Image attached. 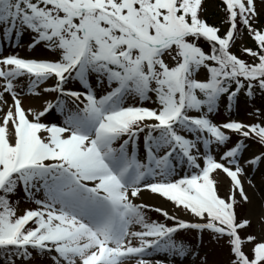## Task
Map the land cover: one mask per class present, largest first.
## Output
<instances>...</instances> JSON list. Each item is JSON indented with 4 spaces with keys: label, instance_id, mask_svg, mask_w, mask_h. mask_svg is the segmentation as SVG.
<instances>
[{
    "label": "snow or ice",
    "instance_id": "obj_1",
    "mask_svg": "<svg viewBox=\"0 0 264 264\" xmlns=\"http://www.w3.org/2000/svg\"><path fill=\"white\" fill-rule=\"evenodd\" d=\"M209 6L0 0V264H264V0Z\"/></svg>",
    "mask_w": 264,
    "mask_h": 264
},
{
    "label": "rangeland",
    "instance_id": "obj_2",
    "mask_svg": "<svg viewBox=\"0 0 264 264\" xmlns=\"http://www.w3.org/2000/svg\"><path fill=\"white\" fill-rule=\"evenodd\" d=\"M206 3H207L208 5H210V6L207 8V15H208V18H210V17H215V16L217 17V16H218L217 9H216L215 6H212V5L215 4V2L212 1V0H206ZM21 54L23 55L24 53L22 52ZM49 83H50V82H49ZM23 103H24L25 107H35V106H36V104H35V103H32V102L30 101V99L27 98V97L24 99ZM242 116H243V114H242ZM221 194L223 195V188H221ZM214 259H216L217 261H219L220 264H223V261L226 259V257H225L224 255H217V256L214 257Z\"/></svg>",
    "mask_w": 264,
    "mask_h": 264
},
{
    "label": "trees",
    "instance_id": "obj_3",
    "mask_svg": "<svg viewBox=\"0 0 264 264\" xmlns=\"http://www.w3.org/2000/svg\"><path fill=\"white\" fill-rule=\"evenodd\" d=\"M212 19H213L212 17L209 18L210 21H211Z\"/></svg>",
    "mask_w": 264,
    "mask_h": 264
},
{
    "label": "bare ground",
    "instance_id": "obj_4",
    "mask_svg": "<svg viewBox=\"0 0 264 264\" xmlns=\"http://www.w3.org/2000/svg\"><path fill=\"white\" fill-rule=\"evenodd\" d=\"M154 203H157V201H153Z\"/></svg>",
    "mask_w": 264,
    "mask_h": 264
}]
</instances>
